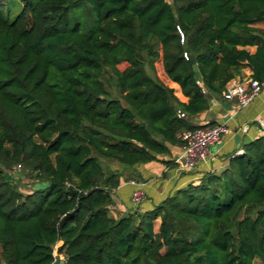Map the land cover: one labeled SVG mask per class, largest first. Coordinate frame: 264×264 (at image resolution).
<instances>
[{
    "label": "trees",
    "instance_id": "obj_1",
    "mask_svg": "<svg viewBox=\"0 0 264 264\" xmlns=\"http://www.w3.org/2000/svg\"><path fill=\"white\" fill-rule=\"evenodd\" d=\"M7 1L0 264H264V136L151 209L110 213L123 173L172 165L180 134L214 126L189 119L229 82H264V0H19L12 21Z\"/></svg>",
    "mask_w": 264,
    "mask_h": 264
},
{
    "label": "crops",
    "instance_id": "obj_2",
    "mask_svg": "<svg viewBox=\"0 0 264 264\" xmlns=\"http://www.w3.org/2000/svg\"><path fill=\"white\" fill-rule=\"evenodd\" d=\"M257 27L262 28L264 24H258ZM249 50L254 52L255 48H249ZM250 75L249 70L243 71V78H249ZM172 85L178 90H175ZM169 87L173 89L175 97L180 102L187 103V98L181 94L177 84L170 83ZM189 120L195 126L225 125L229 133L222 137L220 144L211 146L207 159L193 169L187 170L174 164L165 166L160 162H152L136 166L133 173H123L128 180L113 192V204L110 207L113 217L151 209L174 191L190 182L197 181L204 173L222 171L227 166L229 156L234 153L239 154L243 144L264 135V89L243 108H239L236 101L212 97L209 109ZM244 129L246 131H243ZM180 154L181 147H172L171 155L165 159L173 161ZM135 190H141L144 193V200L138 205H134L131 201V194ZM140 206H142L141 209ZM61 244L59 242L58 247ZM63 260L64 258L59 264H64Z\"/></svg>",
    "mask_w": 264,
    "mask_h": 264
},
{
    "label": "built area",
    "instance_id": "obj_3",
    "mask_svg": "<svg viewBox=\"0 0 264 264\" xmlns=\"http://www.w3.org/2000/svg\"><path fill=\"white\" fill-rule=\"evenodd\" d=\"M184 57L188 59L186 55ZM263 89L264 82L250 77L237 81L233 80L226 85L223 98L229 101H236L239 108H243ZM177 115L182 119L186 118V114L180 110L177 111ZM261 126L263 127V124ZM243 131H246V129ZM228 133L229 130L225 125H214L180 134L181 154L175 157L172 163L182 169H193L200 162L207 159L209 147L220 144L222 137ZM16 169H19V166H16ZM143 200L144 193L141 190H135L131 194V201L134 205L140 204ZM58 256H55L54 263L57 261Z\"/></svg>",
    "mask_w": 264,
    "mask_h": 264
},
{
    "label": "rangeland",
    "instance_id": "obj_4",
    "mask_svg": "<svg viewBox=\"0 0 264 264\" xmlns=\"http://www.w3.org/2000/svg\"><path fill=\"white\" fill-rule=\"evenodd\" d=\"M32 1H36V0H32ZM21 7H22V5L19 2V0H8L4 4V10H3L4 17L8 21H12L16 17V15L20 12ZM85 15L87 18H89V15L87 12L85 13ZM101 164L105 168V164L103 163V161ZM9 175L12 177L13 181H15V183L17 185H19V188L22 192L29 190V188H30L29 186L32 184V179L25 172H23L22 169H20V168L16 169V167H14L9 172ZM160 189L161 188H159V190ZM139 208L141 209L142 206H140ZM158 224H159L158 222H155V229H157ZM56 247H58V244ZM55 256H56V254H55ZM62 259H63L62 256H60V258H59V256L57 257V260H62Z\"/></svg>",
    "mask_w": 264,
    "mask_h": 264
},
{
    "label": "water",
    "instance_id": "obj_5",
    "mask_svg": "<svg viewBox=\"0 0 264 264\" xmlns=\"http://www.w3.org/2000/svg\"><path fill=\"white\" fill-rule=\"evenodd\" d=\"M189 62H190V64L192 65V70L194 71L195 78H196L197 80H199V79H200V75H199V73H198L197 66H196V63H195V59H194L193 56H190V57H189Z\"/></svg>",
    "mask_w": 264,
    "mask_h": 264
}]
</instances>
